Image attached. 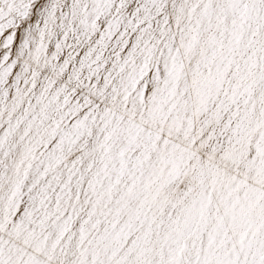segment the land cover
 I'll return each instance as SVG.
<instances>
[{
	"label": "snow or ice",
	"instance_id": "snow-or-ice-1",
	"mask_svg": "<svg viewBox=\"0 0 264 264\" xmlns=\"http://www.w3.org/2000/svg\"><path fill=\"white\" fill-rule=\"evenodd\" d=\"M0 264H264V0H0Z\"/></svg>",
	"mask_w": 264,
	"mask_h": 264
}]
</instances>
